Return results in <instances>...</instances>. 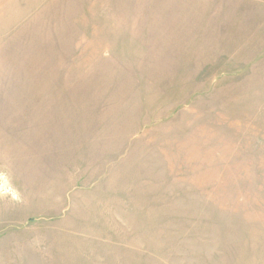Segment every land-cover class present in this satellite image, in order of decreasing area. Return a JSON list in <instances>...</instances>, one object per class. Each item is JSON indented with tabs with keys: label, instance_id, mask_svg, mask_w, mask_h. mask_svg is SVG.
<instances>
[{
	"label": "rangeland",
	"instance_id": "rangeland-1",
	"mask_svg": "<svg viewBox=\"0 0 264 264\" xmlns=\"http://www.w3.org/2000/svg\"><path fill=\"white\" fill-rule=\"evenodd\" d=\"M0 264H264V0H0Z\"/></svg>",
	"mask_w": 264,
	"mask_h": 264
}]
</instances>
